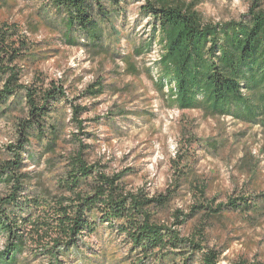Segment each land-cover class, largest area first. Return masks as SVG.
I'll use <instances>...</instances> for the list:
<instances>
[{
    "label": "trees",
    "instance_id": "1",
    "mask_svg": "<svg viewBox=\"0 0 264 264\" xmlns=\"http://www.w3.org/2000/svg\"><path fill=\"white\" fill-rule=\"evenodd\" d=\"M127 3L48 0L43 16L49 25L60 28L65 41L77 45L71 37L77 31L85 44L104 50V26L113 14L123 16ZM195 3L142 0L139 10L151 17L154 33L134 48V53L150 51L153 41L159 45L155 85L161 92L166 89L172 106L264 127V9L260 0H252L247 14L239 20L224 22L205 21ZM13 34L0 25V75H8L0 88V108L6 113L12 99L21 95L26 117L17 121L18 145L11 149L10 158L0 163V237L4 239L0 264H21L28 249L25 259L94 264L97 257L85 254L89 246L83 237L106 232L113 243H122L131 264H218L220 252L205 245V220L225 211H262L264 192L252 191L213 205L206 199V186L199 185L189 164L173 166L174 185L164 193L148 196L141 190L131 192L122 184L124 172L108 174L100 164H88L83 156L86 145L78 140V149L66 162V177L59 182L72 195L71 202L50 204L42 197L25 194L31 180L23 170L26 146L35 139L43 142L46 152L54 149L62 125L58 103L66 100V91L54 82L46 88L20 83L21 72L12 64L26 44L21 41L13 47ZM104 89L99 79L86 86L84 93L95 96ZM82 111L83 107L72 106L74 117ZM74 119L80 127L81 120ZM184 182L192 188L197 202L188 213L175 210L171 223L162 221L160 214ZM198 215L203 219L201 225L183 235L179 228ZM100 255L105 254L98 252V259ZM230 264L264 262L240 258Z\"/></svg>",
    "mask_w": 264,
    "mask_h": 264
},
{
    "label": "rangeland",
    "instance_id": "2",
    "mask_svg": "<svg viewBox=\"0 0 264 264\" xmlns=\"http://www.w3.org/2000/svg\"><path fill=\"white\" fill-rule=\"evenodd\" d=\"M260 2L264 9V0ZM47 3L0 0V25L14 32L12 46L18 47L21 41L26 44L12 64L21 72L20 83L46 88L54 82L66 91V100L58 103L62 125L54 149L46 152L43 142L35 139L26 146L23 170L31 176L26 195L42 197L50 204L71 202L72 195L59 182L66 177V162L78 149V140L86 145L83 156L88 164H100L108 174L124 172L122 184L131 192L141 190L148 196L164 193L174 185L173 166L184 164H189L199 185L206 186V199L213 205L252 191L264 192V127L172 106L166 89L161 92L155 85L159 45L153 41L150 51L134 53V48L154 33L151 17L139 10L142 0H128L123 16L110 17L104 26V50L85 44L77 31L71 35L77 45L65 41L60 28L49 25L43 16ZM251 3L196 0L195 8L205 21L224 22L245 16ZM7 76L0 75V88ZM99 79L104 92L86 95V86ZM76 105L84 111L74 117L72 106ZM25 117L21 95L12 99L6 113L0 108V163L10 158L11 149L18 145L17 121ZM74 118L81 120L80 127ZM196 197L192 188L182 183L160 214L161 220L171 223L177 209L188 213ZM202 222L198 215L179 229L188 235ZM205 223V245L220 252L218 264L240 258L264 262V209L248 214L225 211ZM83 241L89 246L85 254L97 257L94 264H131L122 243H113L107 232L83 237ZM3 242L0 237V248ZM29 251L21 264H49L25 259ZM98 252L105 255L98 259Z\"/></svg>",
    "mask_w": 264,
    "mask_h": 264
}]
</instances>
